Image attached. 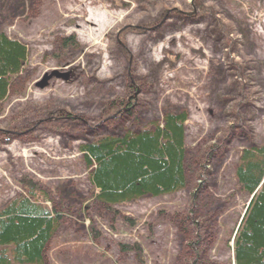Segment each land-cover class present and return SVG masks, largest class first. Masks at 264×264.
<instances>
[{"label":"rangeland","instance_id":"rangeland-1","mask_svg":"<svg viewBox=\"0 0 264 264\" xmlns=\"http://www.w3.org/2000/svg\"><path fill=\"white\" fill-rule=\"evenodd\" d=\"M0 33L27 51L0 103V216L24 196L60 218L35 264H190L194 231L169 215L188 210L197 158L210 150L195 260L232 264L248 200L233 168L243 147L264 143V0H0ZM127 101L129 113L112 117ZM168 112L187 117L190 180L114 204L112 214L93 200L80 145L120 127L147 129ZM134 243L140 252L120 248Z\"/></svg>","mask_w":264,"mask_h":264},{"label":"trees","instance_id":"trees-1","mask_svg":"<svg viewBox=\"0 0 264 264\" xmlns=\"http://www.w3.org/2000/svg\"><path fill=\"white\" fill-rule=\"evenodd\" d=\"M26 56V47L21 41L0 33V103L23 68ZM113 102L108 101L106 105ZM130 104L127 101L123 106ZM186 118L185 113L168 112L160 123L151 124L147 129L127 130L120 127L119 132L110 131L108 135L80 145L79 150L88 170L87 177L94 191L93 200L115 214L112 209L114 204L145 196H160L184 188L191 178L185 158ZM210 151H203L197 158L200 164L198 183L188 198V210L185 214L179 211L169 215L172 222H178L183 232L186 227L194 231L188 242L190 264H196L197 244L204 238V219L196 217L197 212H194L197 211L198 193L203 184L201 177L204 176V163L208 160L206 155ZM233 178L235 188L250 197L231 235L233 264H264V143L252 142L238 152ZM19 183L24 188L27 185L29 193L35 188L25 176L19 179ZM52 210L24 196L13 200L2 210L0 264L41 262L60 219L59 214ZM122 216L131 225L135 224L127 215ZM88 229L91 235L95 234L92 225ZM120 248L140 252L138 244L121 245Z\"/></svg>","mask_w":264,"mask_h":264},{"label":"bare ground","instance_id":"bare-ground-1","mask_svg":"<svg viewBox=\"0 0 264 264\" xmlns=\"http://www.w3.org/2000/svg\"><path fill=\"white\" fill-rule=\"evenodd\" d=\"M98 14L97 13H91V12H89V19L90 20H95V18H96V16H97ZM99 16H101V17H103L102 15H99ZM100 21L101 20H104V18H100L99 19ZM90 32V31H89ZM130 109V108H129ZM104 208H105V205H102Z\"/></svg>","mask_w":264,"mask_h":264},{"label":"water","instance_id":"water-1","mask_svg":"<svg viewBox=\"0 0 264 264\" xmlns=\"http://www.w3.org/2000/svg\"><path fill=\"white\" fill-rule=\"evenodd\" d=\"M46 77H43L39 82L36 83V86L43 87L45 85Z\"/></svg>","mask_w":264,"mask_h":264}]
</instances>
